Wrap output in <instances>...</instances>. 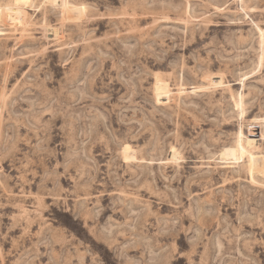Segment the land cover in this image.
Instances as JSON below:
<instances>
[{"label":"rangeland","instance_id":"1","mask_svg":"<svg viewBox=\"0 0 264 264\" xmlns=\"http://www.w3.org/2000/svg\"><path fill=\"white\" fill-rule=\"evenodd\" d=\"M13 7L0 264H264V0Z\"/></svg>","mask_w":264,"mask_h":264},{"label":"bare ground","instance_id":"2","mask_svg":"<svg viewBox=\"0 0 264 264\" xmlns=\"http://www.w3.org/2000/svg\"><path fill=\"white\" fill-rule=\"evenodd\" d=\"M29 1L30 0H14V7L12 9H9V11H8V15L10 16L11 20H14V21L17 20V19L20 20L21 15H22V7L25 6V4L27 2H29ZM64 7L67 8L66 4L62 8H64ZM66 8H65V10L68 11V12H70L69 9H66ZM68 8H70V7H68ZM72 9H71V11H73ZM52 31L54 33V30H52ZM249 132H250V135L249 136L254 135V133L252 132V130H250ZM244 140H246L247 148L251 152L250 160H249V168H250V174H251V176H253L254 174H262V175H264V156H261V157H258L257 158V157H255L253 155V151L258 150V146H257L255 140H253L251 138H248V137L245 138ZM243 152L244 151H243L242 148H239V149L238 148H229V149L227 148L221 154V159L222 160L223 159L224 160H230V161H233V163H237L239 159L243 158ZM171 154H172L171 160L174 161L175 156H176V153H175V150L174 149H171Z\"/></svg>","mask_w":264,"mask_h":264}]
</instances>
